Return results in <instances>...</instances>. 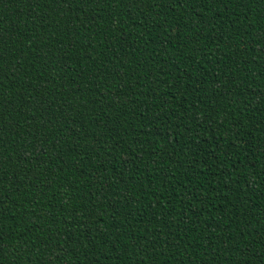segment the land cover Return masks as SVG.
I'll return each mask as SVG.
<instances>
[{
    "label": "trees",
    "instance_id": "16d2710c",
    "mask_svg": "<svg viewBox=\"0 0 264 264\" xmlns=\"http://www.w3.org/2000/svg\"><path fill=\"white\" fill-rule=\"evenodd\" d=\"M0 264H264V0H0Z\"/></svg>",
    "mask_w": 264,
    "mask_h": 264
}]
</instances>
